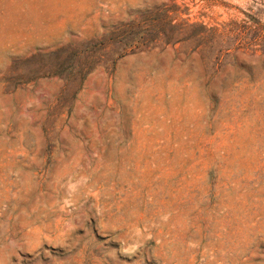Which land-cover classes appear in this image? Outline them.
<instances>
[{
	"label": "rangeland",
	"instance_id": "rangeland-1",
	"mask_svg": "<svg viewBox=\"0 0 264 264\" xmlns=\"http://www.w3.org/2000/svg\"><path fill=\"white\" fill-rule=\"evenodd\" d=\"M0 264H264V0H0Z\"/></svg>",
	"mask_w": 264,
	"mask_h": 264
}]
</instances>
